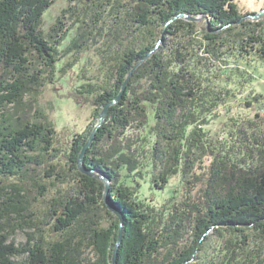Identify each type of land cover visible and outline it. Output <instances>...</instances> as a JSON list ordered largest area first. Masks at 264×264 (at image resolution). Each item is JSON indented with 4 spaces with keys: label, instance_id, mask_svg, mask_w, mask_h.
I'll list each match as a JSON object with an SVG mask.
<instances>
[{
    "label": "trees",
    "instance_id": "16d2710c",
    "mask_svg": "<svg viewBox=\"0 0 264 264\" xmlns=\"http://www.w3.org/2000/svg\"><path fill=\"white\" fill-rule=\"evenodd\" d=\"M57 1L0 0V222L10 229L0 264H79L74 243L85 237L98 264H113L119 218L105 182L77 160L132 70L85 158L124 217L117 264H264V149L229 117L264 100L240 103L234 88L247 57L264 63V15L243 20L257 13L238 0H67L45 33ZM69 68L60 96L90 107L95 123L64 146L37 101L63 90ZM219 120L234 121L223 139L207 129ZM176 175L161 205L141 198L148 176L163 191ZM16 230L31 231L26 244L10 241Z\"/></svg>",
    "mask_w": 264,
    "mask_h": 264
},
{
    "label": "rangeland",
    "instance_id": "374dc122",
    "mask_svg": "<svg viewBox=\"0 0 264 264\" xmlns=\"http://www.w3.org/2000/svg\"><path fill=\"white\" fill-rule=\"evenodd\" d=\"M238 4L243 12V14L250 13H260L264 9V0H238ZM69 6L67 0H58L44 15V24L42 25V30L48 33L52 23L56 20ZM199 33L203 30L208 29L209 23L198 18ZM250 20V19H248ZM73 21L71 19L67 20V25H71ZM68 43V42H66ZM88 57H84V61ZM70 62L69 59L65 58L63 64ZM61 63V65H62ZM60 65V66H61ZM59 66V69L61 68ZM239 66L245 70L246 74L241 82V85L234 87L236 89L237 100L240 103L247 102L248 99H252L254 95L264 96V63L259 61L255 57H247L245 64H239ZM73 66L72 68H74ZM72 69H66V74L62 76L61 79L63 90L53 91L50 88L43 89V94L39 97L37 104L38 107L43 109L50 117L51 121L54 122L57 132L61 135L62 143L67 145L68 138L76 132L87 131L90 127L94 126V121L92 119V109L87 106H78L74 104L73 101L61 98V94H66L68 90V79L71 76ZM60 74V73H59ZM76 74H73V77ZM70 84V83H69ZM67 88V89H66ZM254 107L250 109V106H246L245 109L241 107L233 106L231 115L229 117H234L245 122V130L248 131L250 135H254L259 141L258 146H262L264 149V100L253 99ZM256 114L259 116L257 117ZM225 117H223L224 119ZM249 121V124H247ZM251 122V123H250ZM234 121H232L226 127L224 126V121L219 120L211 124L207 129L211 130L213 133H219V137L223 139L227 136L228 132L231 131V127ZM145 182L141 190V198L149 199L153 201L154 205H161L166 197H169L177 188L181 186V176L176 175L171 178L170 184L166 190L158 191L154 189V186L149 182L150 176ZM0 222V234L9 231V228H3L4 226ZM30 230H16L12 233L10 241H14L18 246L27 243L28 233ZM86 238V237H85ZM77 239L75 245L78 247V251L75 253L77 255V260L79 264H98L100 257L96 252L91 240L87 237L86 239ZM26 256H20L14 260L19 263H25Z\"/></svg>",
    "mask_w": 264,
    "mask_h": 264
},
{
    "label": "water",
    "instance_id": "95a60500",
    "mask_svg": "<svg viewBox=\"0 0 264 264\" xmlns=\"http://www.w3.org/2000/svg\"><path fill=\"white\" fill-rule=\"evenodd\" d=\"M264 15V9L260 12V13H257L255 14V16H248V17H245L243 20H246V19H252V20H258L260 19L262 16ZM180 17H183V18H186L187 20H190V21H197L199 20L198 18L196 19H191V18H188L187 16L185 15H181ZM178 17H176L175 19H177ZM133 72L134 70H132L129 75H128V78L126 79L125 81V84L123 86V89H122V92L116 97L115 100H113L112 102H110L108 105H106V107L104 108L101 116H100V119L95 127V129L93 130L89 140L87 141L86 145L83 146V150L81 152V155L79 157V160L78 161V168L80 170V172L84 175H87L89 177H92V178H98V179H101L105 182V191H104V203L106 204L107 208L117 217L119 218V221H120V230H119V238H118V241H117V244L115 249H114V253H113V258H112V262L113 264H117V258H118V249H119V246L122 242V235H123V228H124V217L122 215V213L117 210L115 207H113L111 205V197H110V188H109V183H110V180L107 179L106 177H103V176H97L95 175V172L94 171H91V170H88L85 166V158H86V153L88 151V149L91 147V144L93 143L97 133L99 132L100 128L104 125L106 119H107V116L109 114V109L112 107V106H115L117 105L123 95H124V92L126 91V88H127V85L133 75Z\"/></svg>",
    "mask_w": 264,
    "mask_h": 264
}]
</instances>
